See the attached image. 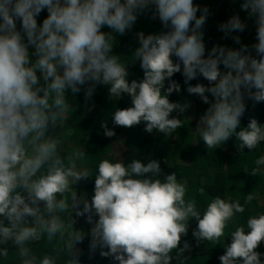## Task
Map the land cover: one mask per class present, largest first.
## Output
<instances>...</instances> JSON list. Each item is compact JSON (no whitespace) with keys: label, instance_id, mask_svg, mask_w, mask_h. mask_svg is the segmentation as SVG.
Wrapping results in <instances>:
<instances>
[{"label":"clouds","instance_id":"clouds-1","mask_svg":"<svg viewBox=\"0 0 264 264\" xmlns=\"http://www.w3.org/2000/svg\"><path fill=\"white\" fill-rule=\"evenodd\" d=\"M240 8L255 18V55L233 35L245 29L238 14L218 29L239 48L213 45L206 52L202 28L208 9L194 0H0V264H80L76 245L86 233L73 227V212L91 225L90 256L99 249L114 264H172L191 251L187 241L178 247L190 218L196 220L197 244L223 245L220 264H264V253L255 251L264 242V212L236 226L224 244L225 229L245 212L252 193L243 204L216 195L201 209L195 199H186V183L175 173L161 178L158 160L101 159L89 201L74 188L91 176L77 164L84 152L63 155L56 131H49L63 127L69 98L83 88L87 101L102 85L110 99H130L129 107L111 114L113 125L143 122L145 132L170 136L189 120L180 118L188 102L168 98L181 91L171 79L179 72L185 91L208 105L194 132L206 148L235 137L238 151L255 150L264 143V123L251 118L243 127L240 120L245 98L264 102V0H243ZM149 11L165 31L136 32L131 55L115 54L116 36ZM136 61L143 77L129 81L127 66ZM198 77L207 86L189 83ZM101 128L105 137L115 135L105 124ZM254 164L246 172L256 176L264 169V155ZM41 242L49 250L38 254Z\"/></svg>","mask_w":264,"mask_h":264},{"label":"trees","instance_id":"trees-1","mask_svg":"<svg viewBox=\"0 0 264 264\" xmlns=\"http://www.w3.org/2000/svg\"><path fill=\"white\" fill-rule=\"evenodd\" d=\"M242 2L243 0H194V3L200 7L208 9L207 19L202 28L206 52L213 45L239 48L240 45L234 43L230 37H225L218 29L219 24L225 22L233 14H238L245 23V29L242 32H234L233 35H238L241 44L247 45L255 55L254 50L251 49V45L256 42L255 18L249 17L246 11L241 10ZM46 15V10L42 11L37 17V22L39 23ZM17 27H19L18 23ZM102 30L110 31L107 27ZM140 31L149 34L159 33L165 29L158 18H151L150 11L141 13L130 31L116 36L113 52L121 56H130L138 46L135 33ZM173 60L175 62V58ZM127 70L129 81L142 79L143 71L138 61L129 64ZM221 70H223L222 66ZM171 79L180 85L181 91L179 93L173 91L168 98L170 102H188L189 107L180 115V118L189 120H185L183 127L178 128L170 136H164L155 131L151 134L145 132L143 122L132 127L113 125L111 114L117 108L129 107L130 99L126 95L119 100L110 99L107 96V87L102 85L96 86L92 97L87 101L84 98L83 88L80 93L69 98L70 108L63 127L49 131L50 133L56 131L63 155H70L80 148L84 152L85 156L77 161V164L79 167L87 168L91 176L79 180L74 188L77 196L84 195L89 201L94 194V175L101 159H120L125 163L131 159H139L142 162L156 159L160 162L161 178L164 174L175 173L178 181L186 183V199H195L201 209L207 204L208 199L216 195L238 199L243 204L244 196L252 193L254 199L245 205V212L238 214L225 229L224 244H228L230 231L244 224L250 215L264 212V169L256 176L246 172L255 167L254 161L259 156L264 155V143L251 152L247 148L240 152L237 150L235 137H230L222 146L214 150L207 149L204 142L198 136L196 137L194 132L199 116L203 114L208 105L203 103L199 97L194 94L189 95L185 91L186 85L181 73H174ZM197 82L205 86L208 84L202 77L189 81L192 85ZM205 95L211 99L210 94L205 93ZM245 106V112L240 120L241 126L246 127L251 118H255L258 123H264V102L253 104L251 100L245 98ZM172 115L177 114L173 112ZM101 124L113 130L115 135L105 137ZM200 188L204 189L203 195L198 191ZM72 218L75 220L73 227L86 233L83 242L76 245L81 250L78 256L80 264H114L110 257H101L99 249L90 256L87 234L91 225L86 222L84 216L75 217L74 212ZM96 218L94 215L93 219ZM195 227L196 220L190 218L187 234L181 237L178 247L187 241L191 246V251L182 253L181 258L174 259L172 264H220L218 257L224 252L223 245L220 243L213 245L208 241H201L197 244L192 236V230ZM36 250L39 254L49 249L41 242ZM9 251L11 252L12 249ZM255 251L264 253V242L259 244ZM261 259L264 260V257Z\"/></svg>","mask_w":264,"mask_h":264}]
</instances>
